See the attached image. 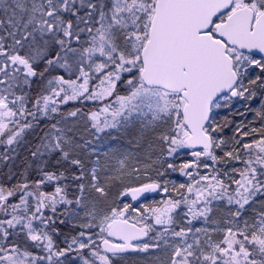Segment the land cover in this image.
<instances>
[{
	"label": "snow or ice",
	"instance_id": "snow-or-ice-1",
	"mask_svg": "<svg viewBox=\"0 0 264 264\" xmlns=\"http://www.w3.org/2000/svg\"><path fill=\"white\" fill-rule=\"evenodd\" d=\"M0 264H264V0H0Z\"/></svg>",
	"mask_w": 264,
	"mask_h": 264
}]
</instances>
